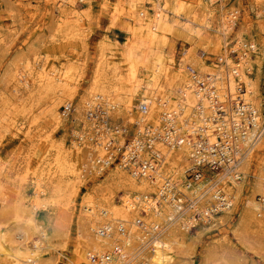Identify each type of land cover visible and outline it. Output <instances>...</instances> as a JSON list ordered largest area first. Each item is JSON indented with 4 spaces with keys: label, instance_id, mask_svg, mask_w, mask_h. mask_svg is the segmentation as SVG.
Listing matches in <instances>:
<instances>
[{
    "label": "bare ground",
    "instance_id": "1",
    "mask_svg": "<svg viewBox=\"0 0 264 264\" xmlns=\"http://www.w3.org/2000/svg\"><path fill=\"white\" fill-rule=\"evenodd\" d=\"M226 3V0H221V5L215 6V0H196L195 3L163 0V3H153V12L149 14L144 0H122L116 10L122 12L123 5L128 6L125 13L130 22L123 27L131 35L129 40L123 41L122 53L128 65L126 71L98 61L87 93L77 100L80 83L76 80V67L72 63L56 65L46 71L38 60L17 56L5 67L0 76V137L8 133L20 135L24 125L41 118L43 127H48L51 122L61 124L71 139L68 146L61 140L57 144L50 142L54 152L40 162L32 179L27 180L25 175L18 174L7 179L0 177V264H46L47 250L52 246L50 238L62 235L68 228V207L77 193L76 185L83 181L85 171L90 172L94 168L97 175L110 170L82 200L77 215L80 241L74 264H188L191 245H188L187 238L191 230H203L223 222L233 214L234 205H240L239 217L232 228L234 235L243 245L264 254V203L256 197L264 196V158L250 182L252 193L242 199L254 162L252 154L261 142L263 145L259 152L264 153V92L261 84L264 73V0H253L258 19L256 28L252 24L241 25L231 42L228 36L234 32L239 10L227 7ZM218 8L221 13L217 12ZM205 29L218 33L208 36L204 34ZM247 36L250 40L246 39ZM178 39L188 43L205 39V42L200 43L203 45L200 48L193 44L186 48L183 56L173 65L175 53L172 48ZM234 41L235 45L231 48ZM248 46L254 47L253 53L247 51ZM231 50L238 52L239 60L236 62L229 55ZM208 52L218 54L223 63L235 66L238 78L233 74L226 75L224 66L218 62L207 64L203 56ZM110 73L115 83L108 79ZM206 74L212 77L220 101H225L226 93L234 98L237 94L235 89L243 82L246 92L242 98L254 110V122L245 125L237 143L223 146L224 151L232 148L230 153L240 157L239 163L223 179L220 174L216 175L219 181L213 182L211 190L200 199V206L211 200L215 203L214 212L204 210V214L211 218L205 216V221L201 222L192 211L178 214L182 207L177 202L181 197H175L168 191L167 198H161L163 179L173 180L177 188L186 194L197 192L189 191L184 183L170 175L174 173L185 180L186 171L193 164L194 147L190 141L175 148L168 147L162 138L155 142L156 149L164 155L156 170V178L132 173L120 163L112 168V158L106 145H103L107 141L105 138L109 137L110 128L88 120L87 112L100 100L105 123L111 122L112 126L124 130L116 137L121 144L127 132L133 133L135 140H139L148 128L161 133L163 105L169 112L175 113L179 129L196 131L203 124L196 111L201 98L196 83ZM134 99L147 102L148 111H135ZM209 102L207 99L203 101L202 114L210 113ZM62 106L73 107L70 112L74 122L71 131L65 125L68 112H63L60 109ZM242 119H247V115ZM232 122L237 123L238 119L229 121L226 131L230 130ZM205 125L212 135V125ZM261 130L263 132L256 141ZM218 139L219 136L212 135L210 142ZM28 184L33 186V195L29 199L23 192ZM221 194L226 198L230 196L233 206L215 213L219 210L216 202ZM38 208L55 212L46 222H39L35 216ZM169 221L171 223L163 228L162 225ZM122 226H125L124 230L120 229ZM101 228H107L105 235L100 233ZM117 247L120 252L109 261H92L93 254L110 253ZM219 247L207 248L203 264H237L232 258L228 240Z\"/></svg>",
    "mask_w": 264,
    "mask_h": 264
},
{
    "label": "rangeland",
    "instance_id": "2",
    "mask_svg": "<svg viewBox=\"0 0 264 264\" xmlns=\"http://www.w3.org/2000/svg\"><path fill=\"white\" fill-rule=\"evenodd\" d=\"M121 1L0 0V76L5 67L17 56H21L25 60H38L46 71L52 70L56 65L72 63L76 67V80L80 83L76 96L77 100L82 94L87 93L86 91L90 87L94 68L98 61L101 60L105 65L119 66V69L126 71L128 65L122 53L123 41L129 40L131 35L123 26L130 22V18L125 13L128 7L125 4L121 10L122 12L116 10V6H119ZM157 1L163 3V0H144L149 14H152L154 9L153 3ZM183 1L195 3L196 0ZM226 2L227 7H235L239 10L236 23L234 24V32H232L231 36H228L229 42H231L235 40L237 31L241 25L250 26L252 24L251 26L256 28L258 19L255 14L253 0H226ZM220 5L221 0H215V6ZM117 12L118 14H116ZM217 12L221 13L220 9ZM67 13L69 14L67 15ZM113 14L116 18H113ZM63 21L65 22L63 23ZM72 25L73 29H70ZM216 33L218 32L213 29L204 30V34H208V36L215 35ZM246 39L250 40L248 36ZM200 40H194V42L192 41L193 43H188L183 39L175 40L172 48L175 53V63L173 61V65H176L178 60L183 56V51L192 46V44L196 48L202 47L203 45H200V43L204 44L203 41L205 39L203 41ZM234 43L235 41L231 44L232 47L235 45ZM171 45L172 42H170L167 48L169 52L171 51ZM221 45L223 46V43ZM217 56L218 54L216 53L208 52L203 58L207 64L214 65V62H218ZM108 79L115 83L112 73L108 75ZM261 84L262 91L264 92V73ZM60 109L62 110V107ZM36 120L30 125H24V130L20 135L8 133L0 137V166L3 162V168L0 167L1 178H13L18 174L17 176L25 175V178L30 180L35 176L34 171H36L40 162L45 159V156H49L54 152L55 148L51 147L50 142L57 144L61 140L67 146L70 144L71 135L66 133L65 128L61 124L51 122V125H48V127H43L41 118L39 121L38 118ZM65 125L71 131V125H74L71 116L67 118ZM261 145H263V142L258 145L252 154L254 155V162L247 180L248 182L246 183V191L242 194L243 200L252 193L250 182L257 173L258 166L264 158V153L259 152ZM115 164H112L110 167L113 168ZM109 170L107 169L104 174L100 175H97L96 168L93 171H85L83 173V181L76 185L77 193L73 198L74 203L72 202L68 207L70 217L68 230H65L64 235L52 236L50 238L52 246L47 250L46 264H74L77 246L80 241V236L77 233V215L82 205V200L87 193L107 176ZM170 175L176 181L184 183V178L180 175H175L174 173H170ZM23 192L27 199H29L33 195V186L31 184L25 185ZM259 196L256 195L258 199ZM232 210L233 214L231 217L213 227L203 230L193 228L191 230L187 238L188 245H191L190 261L188 264H203V255L207 248L219 249V246L224 244L226 240L231 243L232 258L235 259L237 264H264V254L258 253L256 249L250 246L243 245L234 235L232 228L239 217L240 205H234ZM54 212L53 210L38 208L35 216L39 222H46L48 217L53 215ZM262 238L264 240V236Z\"/></svg>",
    "mask_w": 264,
    "mask_h": 264
},
{
    "label": "built area",
    "instance_id": "3",
    "mask_svg": "<svg viewBox=\"0 0 264 264\" xmlns=\"http://www.w3.org/2000/svg\"><path fill=\"white\" fill-rule=\"evenodd\" d=\"M231 46V45H230ZM230 48V47H229ZM232 48V46H231ZM247 51L254 52V47L247 48ZM229 55L232 61L236 62L239 60L237 51H230ZM217 57L218 64L224 66L226 75L233 74L238 78L237 68L232 66V64L223 63L221 58ZM196 79V77H193ZM212 77L209 75H204L201 79L197 80L198 92L200 94L199 105L196 108L197 114L203 119L202 127L196 131H186L179 129L176 125L175 113L169 112L167 106L163 105V110L161 111V133L154 132L153 128L145 129L147 131L140 135L139 140L134 139V134L127 132L128 136L124 143H119L118 137L120 133H123V129L119 126H112L111 122H106L102 117L105 113L102 112L103 106L98 102L94 103L89 107L87 112L88 120L95 121L97 124H105L109 127L108 130L109 137L105 138L104 146L106 145L108 152L111 156V163H120L125 168L130 170L132 173L145 175L147 177L156 178V170L160 163L162 162L164 155L160 150L155 147V142L161 138L170 148L178 147L184 144L186 141H190L193 144L192 166L186 171V178L184 180L185 187L194 194H186L182 189L177 188L173 180L163 179L164 184L161 186L162 195L161 198H167L168 191L169 194H173L175 197H181L178 203L181 204V211L178 210V214L186 213L192 211L195 218L201 222L205 216L211 218L210 215H205L204 210H209V212H214V202H207L204 206H200V199L207 195L208 191L214 186L213 182H218L219 178L216 175L220 174L222 179L224 176L230 174V171L234 169L239 163V156L234 153H230L232 148H228L226 151L223 150V146H231L238 142L241 138L244 127L252 125L254 122L253 112L249 104L245 102L242 95L246 92V87L243 82L239 83V86L235 89L236 96L232 98L231 94L226 93L225 101H220L218 98L217 87L213 84ZM209 100V114H202L204 111V100ZM72 106H62L63 112H68V118L71 116ZM133 109L140 113H146L149 109V104L145 101L135 100L133 104ZM244 115H247V119H242ZM238 119V122H232L230 130H225L227 123L231 120ZM249 119V120H248ZM248 120V122H247ZM206 123L212 125V135L219 136L218 141L211 143L210 138H212L209 127H205ZM264 130V127L262 128ZM261 130L256 136L255 140L261 136L263 132ZM113 133V135H112ZM225 133V134H224ZM224 134V136H222ZM99 135L101 133L99 132ZM226 135V136H225ZM230 139L231 141H228ZM220 141V142H219ZM222 142V146H219ZM255 142V141H254ZM130 145V146H129ZM143 153H142V152ZM147 153V155H140ZM239 157V158H238ZM210 182V184H208ZM204 183L203 187L200 185ZM230 197V196H229ZM228 196L221 194L217 198V204L219 210L215 213H221L225 210L230 209L233 206V200ZM230 200V202L228 201ZM259 200L264 203V196H259ZM199 207V209H198ZM214 207V208H213ZM210 220V219H209ZM169 223H165L163 228L167 227ZM121 230L125 229V226L120 227ZM107 228H101L100 233L105 235L107 233ZM160 232V231H159ZM120 249L117 247L110 253L105 254H93L91 259L93 262L102 263L103 261H109L112 257L119 253Z\"/></svg>",
    "mask_w": 264,
    "mask_h": 264
}]
</instances>
